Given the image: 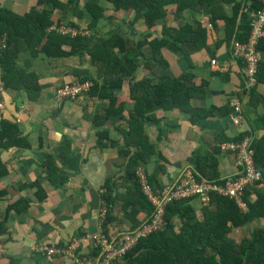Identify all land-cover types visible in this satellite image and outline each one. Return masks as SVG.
Here are the masks:
<instances>
[{"label": "crops", "instance_id": "1", "mask_svg": "<svg viewBox=\"0 0 264 264\" xmlns=\"http://www.w3.org/2000/svg\"><path fill=\"white\" fill-rule=\"evenodd\" d=\"M90 1L102 3L108 8V19L102 26L103 34L113 32L127 37V33H131L130 36H134L130 27L133 14L127 16L125 12H117L101 0ZM237 1L249 3L248 0ZM0 5L24 14L36 5V1L0 0ZM225 6L230 13L232 3L226 2ZM57 12L61 13L62 26L71 22L76 24L74 28L89 30L88 15L80 19L78 15H73L72 9L64 13L59 9ZM58 13L53 16L54 21L59 19ZM189 18L190 14L187 15ZM199 20L204 25L210 24L207 17H200ZM177 23L174 15H170L169 24ZM138 26L143 30L141 22ZM209 29L210 51L203 49L191 54V68H194L192 72L197 77L196 84L208 81L209 86L205 98L190 100L192 109L199 110L201 115L208 112V116L195 122L197 114L176 108L156 111L155 117L160 123H155L150 117L143 120L144 136L149 139L154 155L149 162H142L140 169L145 170L160 188L175 184L184 169L195 165L199 157L214 154L221 142L236 139L254 129L257 136L264 134V130L256 125L264 115L262 105L253 108L245 104L244 120L239 125L230 120L233 114V95H242L245 66L243 62L234 59L231 47L223 42L224 22L219 21L216 28L211 26ZM157 31L161 34L162 25L158 26ZM64 50L70 51V48L65 46ZM165 54L171 62L167 74L177 77L189 69V62L182 55L169 51ZM213 59L217 60L215 66L211 64ZM15 65L19 71L34 77L30 87L32 92L38 87L39 94L31 98L24 89L4 88L1 80L3 70L0 69V121L18 125L21 135L27 138L30 145L29 150L0 151L2 164L8 171L0 180V190L7 191V196L0 201V221L7 219L6 232L0 235V264H75L68 257L47 259L37 254L35 249L39 244L64 245L73 239H80L83 255L97 253L94 244L82 237L98 231L102 196L107 192L109 183L116 184L115 197L132 196L136 192V182L128 177L129 162L121 153L126 149L123 134L131 130L129 120L134 104L129 102L127 105L125 120L119 116L98 126L94 119L97 116L106 117L110 108L109 99L103 100L90 94L74 102L58 99L56 93L63 84L78 82L85 76H97V69L87 54L47 57L42 52L32 55V51L27 50L19 54ZM145 76L142 65L138 79L142 80ZM20 82H23L22 79ZM258 91L264 96V84L259 85ZM117 95H131L130 81L125 82ZM21 109L26 115L20 113ZM222 111L224 114L228 111L230 113L222 115ZM105 133L109 137L101 139ZM63 147L65 149L61 155ZM49 158L58 169L52 177L55 184L49 181V171L44 168ZM217 160L218 181H229L238 176L239 169L233 153H221ZM21 200L29 205L26 211H7ZM133 202L136 203V198ZM124 206L123 201L113 205L115 219L107 229V234L133 229L134 223L124 212ZM196 208L198 217L202 218L201 207ZM146 216L144 211L140 214V220ZM259 225L264 227V219L260 220ZM177 227H180L178 222ZM249 232L247 226L242 230H234L233 236L240 240Z\"/></svg>", "mask_w": 264, "mask_h": 264}, {"label": "trees", "instance_id": "2", "mask_svg": "<svg viewBox=\"0 0 264 264\" xmlns=\"http://www.w3.org/2000/svg\"><path fill=\"white\" fill-rule=\"evenodd\" d=\"M35 1L36 5L24 14L0 5V69L3 70L1 78L3 86L6 89H24L31 98L39 94L38 87L34 92L30 87L34 77L19 71L15 65L22 51H32V55L42 52L47 57L85 54L91 56L93 66L97 69V76H85L78 82H93L94 86L88 94L110 100L106 117H95V125L101 126L119 116L125 120L127 105L129 102L134 104L129 120L131 130L123 134L126 149L121 153L129 162L128 177L136 182V192L132 196L115 197L116 184L110 182L102 200L109 206L108 219L104 223L105 232L115 219L112 207L118 201L125 202L123 210L133 221L132 230H135L154 213V207L145 197L137 177L141 163L145 160L149 162L154 155L149 139L144 136V118L150 117L155 123H160L155 117L156 111L176 108L197 114L195 122L208 116V112L201 115L199 110L190 107L191 99L206 97V88L209 86L208 81L196 84L197 77L192 72L194 68H191L193 67L191 54L203 49L210 51V29L199 18L207 17L213 28L218 26L219 21L224 22L223 42L231 47L234 40L240 43L248 41L253 14L262 8V4L258 0H248L247 4L237 0H101L117 12H125L127 16L134 15L130 27L133 34L138 36L135 41L131 36L127 38L119 33H102L103 23L108 19V8L102 3L90 0ZM226 2L232 3L230 13L226 10ZM59 9H62L63 13L72 9L73 15H78L80 19L88 15L90 22L87 29L91 31V35L71 37L51 31V26L62 25L61 13L57 12ZM57 13L59 19L54 21L53 16ZM170 15H174L177 25L169 24ZM140 22L143 24V30L138 26ZM69 25L77 27L75 23L70 22L67 26ZM160 25L162 32L158 34L157 28ZM65 46L69 47L70 51L64 50ZM259 50L264 56V41L260 43ZM166 51L182 55L189 62V69L177 77L167 74L171 62L166 57ZM142 65L146 76L139 80L138 72ZM21 79L25 84L20 82ZM127 80L131 83V95L128 97L117 95ZM17 82L20 83L16 86ZM260 84H264V59L259 67L257 84L247 95L246 104L253 108L259 105L264 107V96L258 91ZM233 96L238 94L235 93ZM232 110L234 112L233 108ZM230 112L224 114L222 111V115ZM256 125L257 128L264 130V115ZM252 132L256 136L252 145L254 159L257 170L262 173V179L255 188H249L243 194L242 200L247 206L246 211L235 201L220 197L217 193L211 195L209 207H203L195 199L175 202L167 207V228L141 239L139 244L116 264H264V227L259 225L260 220L264 219V134L257 136L255 129ZM252 132L247 131L236 139L221 143L230 141L239 143L244 137L252 135ZM108 137L107 133L101 135V139ZM11 149L29 150L30 145L27 138L21 135L18 125L2 120L0 151L6 152ZM63 149L65 148L61 149V155ZM221 153L218 147L214 154L196 160L192 167L199 175V179L220 186L226 185L227 181H218L217 156ZM44 168L49 171V181L55 184L52 177L56 175L58 169L52 159L46 160ZM7 174L0 153V180ZM150 183L157 191L164 189L157 186L154 180L150 179ZM6 196L7 191L0 190V201ZM253 197L256 199L253 200ZM135 198L136 203L133 202ZM196 207H201L202 218L198 217ZM28 208L26 201L21 200L7 211L22 212ZM144 211L147 216L140 220V214ZM177 222L180 227H177ZM6 223V218L0 221V235L6 232ZM247 226L249 234L240 240L233 236L234 230H242Z\"/></svg>", "mask_w": 264, "mask_h": 264}, {"label": "built area", "instance_id": "3", "mask_svg": "<svg viewBox=\"0 0 264 264\" xmlns=\"http://www.w3.org/2000/svg\"><path fill=\"white\" fill-rule=\"evenodd\" d=\"M262 8L253 14L251 21V33L246 43L233 41L231 45L234 59L241 60L244 64L242 95L234 96L232 108L234 109L230 120L233 124L239 125L244 120L245 104L248 93L257 84L259 67L264 59L263 53L259 50V45L264 41V0H258ZM211 27V24L208 25ZM51 31L62 36H89L90 30L77 29L71 26H51ZM215 66L217 60H211ZM94 83L73 82L63 84L57 91V97L63 101L74 102L83 95L90 93ZM242 98V99H240ZM21 114L26 112L21 109ZM244 137L239 143L225 142L220 144L221 152L234 153L236 164L239 169L237 177L227 181L226 185L220 186L212 182L199 179V175L194 168L187 167L182 171L175 184L165 187L162 191H157L150 183V178L145 170L139 169L137 177L142 186L145 197L154 207L152 217L142 226L131 231L118 232L108 235L104 229V223L108 219L109 207L103 202L99 213L98 231L85 234L82 239L92 242L97 250L96 254L85 256L81 253V240L73 239L64 245L59 244H39L35 252L47 259L68 257L75 264H116L125 258L140 242L141 239L151 236L154 233L164 231L167 228L166 213L167 207L175 202L195 199L203 207H209L211 195L217 193L220 197L228 198L244 211L247 210L243 203L242 196L249 188H255L262 179V173L257 170L254 150L252 148L255 135ZM261 188V187H259Z\"/></svg>", "mask_w": 264, "mask_h": 264}, {"label": "rangeland", "instance_id": "4", "mask_svg": "<svg viewBox=\"0 0 264 264\" xmlns=\"http://www.w3.org/2000/svg\"><path fill=\"white\" fill-rule=\"evenodd\" d=\"M28 1H29V0H28ZM107 26H108V25H107ZM107 26H106V28H107ZM126 33H127V32H126ZM129 33H130V32H129ZM130 34H131V33H130ZM130 34L127 33V35H128L127 37H128V38H130ZM132 38L135 39V38H138V36H137V35H134V36H132ZM228 153H229V152H228ZM233 154H234V153H233ZM234 155H235V154H234ZM235 158H236V157H235Z\"/></svg>", "mask_w": 264, "mask_h": 264}]
</instances>
